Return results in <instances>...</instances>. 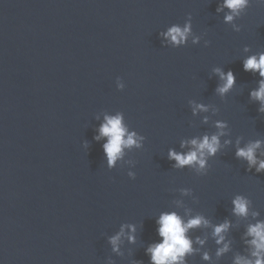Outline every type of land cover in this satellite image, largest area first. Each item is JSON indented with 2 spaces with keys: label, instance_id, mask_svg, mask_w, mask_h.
Returning a JSON list of instances; mask_svg holds the SVG:
<instances>
[{
  "label": "water",
  "instance_id": "water-1",
  "mask_svg": "<svg viewBox=\"0 0 264 264\" xmlns=\"http://www.w3.org/2000/svg\"><path fill=\"white\" fill-rule=\"evenodd\" d=\"M222 4L0 0V264H150L146 250L161 242L156 221L171 212L185 222L200 215L212 226L232 225L230 250L219 258L211 226L189 230L197 251L186 264L251 258L245 233L264 221V172L235 153L260 141L256 155L264 159V113L250 98L260 77L243 70L245 59L264 52V4L250 0L231 23L227 9L217 11ZM188 22L185 45L161 35ZM215 69L235 75L224 96ZM198 104L208 111L193 114ZM118 113L143 140L109 169L107 138L95 137L105 116ZM221 131L205 169L176 168L168 158ZM237 195L250 201L246 218L233 215ZM121 226L113 252L109 239Z\"/></svg>",
  "mask_w": 264,
  "mask_h": 264
},
{
  "label": "clouds",
  "instance_id": "clouds-1",
  "mask_svg": "<svg viewBox=\"0 0 264 264\" xmlns=\"http://www.w3.org/2000/svg\"><path fill=\"white\" fill-rule=\"evenodd\" d=\"M258 2L264 4V0H258ZM249 4L250 0H223V4L217 7V11L227 9L228 14L225 15L224 19L226 23H231L249 7ZM191 27L190 22L185 23L183 27L173 25L166 32L161 33V35L171 45L179 47L187 43V39L191 35ZM235 30L239 31L240 29L236 28ZM192 43H198V39H193ZM245 51H249V49L245 48ZM243 70L259 74L258 88L250 92V98L259 102L260 108L258 110L264 113V52L251 55L245 59L243 61ZM215 73L223 82L218 86L216 91L219 95L224 96L233 89L235 75L230 70L225 73L221 69H215ZM117 79L119 81L120 78L118 77ZM118 87L123 90L124 84L119 83ZM197 111L207 112L208 108L202 104H198L193 107V114ZM205 122H207V118H205ZM216 127L222 130L227 125L217 122ZM98 132L99 134L95 137L97 141L107 138L106 142L102 145V149L109 169L114 168L117 162L123 159L125 149L139 148L141 147L140 141L143 140V137L137 136L135 132L128 131L123 123V114L121 113L115 116H105V122L100 126ZM222 135H224L223 131L211 137L205 135L202 139H192L188 142L192 150L187 153H177L174 150H170L168 158L175 161L174 167L176 168L198 166V171L203 170L206 167L207 157L215 156L220 149L219 137ZM225 143H229V141H225ZM181 147H185V144L182 143ZM260 147L261 142L255 141L246 147H238L235 155L238 159L246 160L249 169L254 167L257 173H262L264 172V159H258L256 155L257 149ZM128 176L132 179L135 178V174L131 171L128 172ZM232 204L234 216L246 218L249 215L250 201L247 198L237 195L233 199ZM251 214L253 217L258 216L257 212H252ZM156 224L158 225L157 234L161 238V242L152 244L147 248L146 254L150 256V264H186V256L197 251L193 248V241L187 233L191 229L200 227H212V237L218 246L215 253L217 258L228 253L230 250V243L226 242L225 236V233L232 226L228 220L212 226L209 220L203 216L197 215L185 222L176 212H171L162 213ZM127 227L131 233H135L136 229L134 226L128 225ZM124 228L125 226H121L119 233L109 239L113 252H119V242L121 237L125 235ZM128 240L134 243L135 236L129 235ZM245 242L251 249V258L238 255L235 257L234 264H264V221H257L254 224L248 225L245 233ZM195 243L203 246L205 240L197 238ZM202 259L209 261V254L205 252Z\"/></svg>",
  "mask_w": 264,
  "mask_h": 264
}]
</instances>
